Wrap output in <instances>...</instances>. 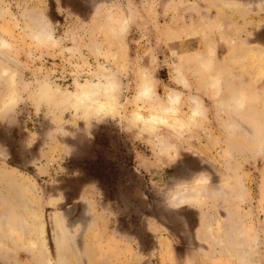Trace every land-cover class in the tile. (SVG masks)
Wrapping results in <instances>:
<instances>
[{"label": "rangeland", "instance_id": "rangeland-1", "mask_svg": "<svg viewBox=\"0 0 264 264\" xmlns=\"http://www.w3.org/2000/svg\"><path fill=\"white\" fill-rule=\"evenodd\" d=\"M129 10L139 23L114 43L105 16ZM37 12L76 40L81 55L33 44L27 29L39 25ZM0 36L13 42L24 78L49 76L64 88L100 64L126 70L130 79L143 65L158 70L164 95L174 87L173 62L190 65L206 50L223 56L229 70L254 76L253 100L234 117L233 130L225 133L221 106L208 101L202 126L159 155L111 123L93 129L91 139L83 132L63 137L70 133L61 125L75 128L79 117L43 116L39 107L26 108L17 126L0 125L9 154L0 151V218L15 229L0 230V264H264V11L236 0H0ZM199 79L189 74L191 84ZM9 111L0 121L12 125ZM195 190L213 195L205 202ZM163 197L191 208L170 210ZM93 214L100 219L92 221Z\"/></svg>", "mask_w": 264, "mask_h": 264}, {"label": "clouds", "instance_id": "clouds-1", "mask_svg": "<svg viewBox=\"0 0 264 264\" xmlns=\"http://www.w3.org/2000/svg\"><path fill=\"white\" fill-rule=\"evenodd\" d=\"M236 2L244 4L254 13L264 11V0ZM34 16L40 22L39 25L27 29L28 39L33 44L59 50L72 58L81 55L78 42L60 34L58 26L46 13L37 12ZM138 23L139 18L132 10L118 17L111 13L105 16V29L114 43L126 41ZM219 28L223 29V25H219ZM37 29L43 32V39L39 38ZM94 47L97 52L100 51V45ZM33 59L39 60L42 57L34 56ZM157 71L151 66L141 65L131 74L130 79L126 70L104 63L89 70L86 75H75L70 88L62 87L55 78L49 76H41L38 81L33 82L24 78L13 42L0 36V116L11 109L9 115L16 117L15 124L9 125L7 120H2L0 125L17 126L26 108L39 107V114L43 116L52 110L63 113L66 119L79 117L75 128L70 124L61 125L65 132L70 133L63 137L75 139L77 133L83 132L91 139L93 129L111 123L127 137L139 136L149 143L154 154L159 155L167 149H178L187 135L199 129L202 121L208 119V107L204 100L195 93L188 96L192 86L189 74L202 76L204 88L218 99V106H221L220 110L226 117L223 122L225 133L236 127L234 117L247 110V93L231 87L212 51L198 53L195 61L187 66L181 61H174L171 76L174 87H170L164 95L159 91ZM56 127L54 125L50 131H55ZM58 137H61L59 133L57 139ZM0 151L9 157L6 146L0 145ZM233 183L238 188L242 178L239 182L234 179ZM166 185L168 189L176 187L175 182L174 186L170 187L167 182ZM215 194L230 193L225 190L221 194L217 189ZM192 195H199L206 202L213 193L201 191ZM163 200L165 206L173 211L191 208L189 203L172 207L165 201V197Z\"/></svg>", "mask_w": 264, "mask_h": 264}, {"label": "crops", "instance_id": "crops-1", "mask_svg": "<svg viewBox=\"0 0 264 264\" xmlns=\"http://www.w3.org/2000/svg\"><path fill=\"white\" fill-rule=\"evenodd\" d=\"M217 61L220 63V69L224 72V74H225L226 78L228 79L231 87L234 88V89H240V90L246 92L248 97H249V101H250V99H252V97L250 96L249 93L254 90V88H253L254 76L253 75H251V76L250 75H245L244 73H240L239 71L229 70V67L226 66V60L223 58V56L220 58V60H217ZM192 84L194 86L192 94L195 93V94L199 95L204 100L205 104L208 103L210 105V102H208V101H211V100L214 103L219 104V103H217L218 99L216 97H214L209 91H207L204 88V86H203L204 79H202V80L199 79V80H197V82L192 81ZM260 86L264 87V81L262 82V84ZM192 94H188V96L190 97ZM262 98L264 100V94H262ZM221 124H223V123H221ZM24 213H27V212L20 211V214H18V215L24 216ZM25 218H22V217L20 218V220L22 219L23 221L21 223V226L19 224V227L21 228L22 225H23L22 231L27 232V226H26V224H24L26 222ZM1 219L2 218H0V230L5 231V230H8L9 228H12L15 231V229L12 227V225H11V223L9 221H6L5 223H2L3 220L1 221ZM91 219H92V221H95L96 219H100V215L93 214ZM108 233L110 235L113 234L112 235L113 237H114V234L118 235L116 233V230H112V227L108 229ZM114 239H115V241L117 239V240L123 241L126 244L130 243L132 245V242H131L132 240H127V239H123V238H120V237H115ZM97 261H99V262L90 263V261H89V264H100L102 262L100 260H97Z\"/></svg>", "mask_w": 264, "mask_h": 264}, {"label": "bare ground", "instance_id": "bare-ground-1", "mask_svg": "<svg viewBox=\"0 0 264 264\" xmlns=\"http://www.w3.org/2000/svg\"><path fill=\"white\" fill-rule=\"evenodd\" d=\"M212 52H213V50H212ZM195 193H199L200 192V190H195L194 191ZM198 195H195V197H197ZM37 229H38V227H37ZM38 231H41V226H39V230ZM43 231V230H42ZM41 234H42V232H41ZM41 236V235H40ZM41 237H43V236H41ZM217 240V239H216ZM36 244V243H35ZM50 264H52V263H50Z\"/></svg>", "mask_w": 264, "mask_h": 264}]
</instances>
